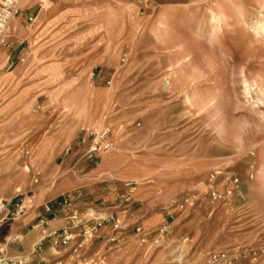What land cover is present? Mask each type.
<instances>
[{
    "label": "rangeland",
    "instance_id": "1",
    "mask_svg": "<svg viewBox=\"0 0 264 264\" xmlns=\"http://www.w3.org/2000/svg\"><path fill=\"white\" fill-rule=\"evenodd\" d=\"M51 1L56 10L67 0ZM83 1L97 6L95 12L76 24L53 25L49 40L37 46L51 50L37 74L34 45L20 51L7 40L3 49L0 199L11 208L20 197L35 200V188L50 180L43 186L48 191L68 188L51 201L54 209L62 195L74 193L72 204L92 202L86 213L92 221L114 213L122 229L103 225L74 264H203L211 252L226 253L230 264H264V218L258 216L264 212V170H258L264 162V0ZM22 3L12 20L30 10ZM218 10L226 22L211 41ZM167 13L168 35L157 29ZM233 29L244 36L239 56L221 51ZM172 62L175 75L168 77ZM17 66L29 76L10 89L3 72ZM83 126H109L113 148L87 152ZM234 176L238 189L212 203L210 189L226 194ZM255 182L256 239L254 227L238 224L249 214ZM184 197L195 204L179 211ZM164 224L168 231L158 244L153 234L140 242L137 226L154 231ZM244 235L253 238L241 243Z\"/></svg>",
    "mask_w": 264,
    "mask_h": 264
},
{
    "label": "crops",
    "instance_id": "2",
    "mask_svg": "<svg viewBox=\"0 0 264 264\" xmlns=\"http://www.w3.org/2000/svg\"><path fill=\"white\" fill-rule=\"evenodd\" d=\"M46 1V0H45ZM100 0H90L91 3H96ZM65 2V1H64ZM74 2V3H73ZM67 0L64 6H60L56 10L57 5L54 2L48 0H25L22 3V7L30 9L29 11L21 12L20 17H16L14 21L15 29L7 38L13 44L18 46L17 48L21 51L24 49L25 44L34 45L36 48L35 61L31 66H34L33 70H36V74L40 72L42 67L41 62H47L50 57L51 50L41 48L37 46L41 42L49 40V34L53 25L57 23H63L69 20L70 23H78L83 20L86 14L95 12L94 6L86 7L83 0H79L77 3L75 0ZM76 2V3H75ZM58 4V3H56ZM23 10V9H22ZM24 14V17L22 16ZM30 19L29 25L24 26L23 20ZM15 19V17H14ZM3 61L0 63V70L3 69L6 62L7 53L3 52ZM37 63V64H36ZM41 63V64H40ZM49 65H47L48 67ZM39 68V69H36ZM46 68V67H45ZM28 70L20 66L13 67L7 72H3L4 80L8 81V88H14L24 82L29 74ZM36 76V75H35ZM69 148V147H68ZM67 148V150H68ZM52 176V175H51ZM47 176L46 178H48ZM50 179V178H49ZM48 181H42V184L37 186L35 189V200L33 205L30 206L26 213L12 221L9 219L0 222V245H4L5 253L9 256H23L26 258V264H41L43 262L59 263V264H74V256L79 253L81 248L74 251L75 243L78 242L81 230L89 223L92 222L88 210L94 209V207H88L92 205L90 200H80L74 202L68 209H57L52 208L51 212H46L43 208V204L51 203L55 198L64 193L65 189L58 190H46L44 186ZM47 185V184H46ZM255 191V197L250 196L248 199V210L249 214L242 215L239 219V225L254 227L251 231L255 233V239L257 237V183L252 184L250 191ZM73 190V189H72ZM108 199V197H104ZM27 200V198H26ZM87 207V208H86ZM85 209V210H84ZM72 212H76L78 215L77 220H71L69 216ZM96 212V211H94ZM88 215V216H86ZM264 218V212L258 215ZM238 219V220H239ZM249 222V223H247ZM68 229L71 231L75 238L66 246H54L52 245L49 238L44 239L41 250L36 249L37 243L41 238L45 237L47 233L54 230ZM252 234V233H250ZM253 238V235L240 237L241 243ZM11 239V240H10ZM117 239V238H116ZM114 242V241H113ZM147 245L143 246L145 252L149 249Z\"/></svg>",
    "mask_w": 264,
    "mask_h": 264
},
{
    "label": "built area",
    "instance_id": "3",
    "mask_svg": "<svg viewBox=\"0 0 264 264\" xmlns=\"http://www.w3.org/2000/svg\"><path fill=\"white\" fill-rule=\"evenodd\" d=\"M22 1L23 0H0V59L2 58L3 49L10 46L9 42L7 41L9 25L12 18H14V16L19 13ZM110 135L111 129L109 126L100 127L99 130L94 127L83 126L81 128L80 141L87 146V152H91L92 154L103 153L113 148V142L110 138ZM238 182L239 181L237 177H231L229 182L230 187L226 194H220L217 190L210 189V201L212 203H215L218 201H222L225 197H230L233 191L238 189ZM27 197H29V200H26L22 197L18 198V200L13 204L12 208L10 207V201L0 199V222L5 220L7 216H10V219L12 220L22 217L34 202L33 195H29ZM75 197L76 195L74 193H66L56 201V205L60 209H68L72 205ZM194 204L195 201H193V197H184L179 202V204H177V209L179 211H182L190 207L192 208ZM43 208L46 212H51L53 207L50 203H46L43 205ZM167 216L169 218H172L173 213L168 211ZM69 218L71 220H77L78 215L76 212H72ZM90 218H92V216ZM107 223L111 224L114 231L122 229V226H120L119 223V219L114 213L108 212L104 215H97L91 223L87 224L81 230L79 235L80 240L75 243L74 251H76L78 248H81L83 244L90 241L94 236H96L99 229ZM168 226V224L161 225L154 231L144 229L141 226H137L135 229L142 244L147 243L150 234H153V243L158 244L163 239L165 233L168 231ZM46 238H49L52 245L54 246H66L75 238V236L68 229L51 231L47 233L45 237L41 238L37 243L36 249L38 251L42 249L43 241ZM115 240L116 238L114 235L109 238V241ZM230 260L231 259L229 255L224 252H211L206 255L203 264H230ZM0 264H26V258L23 256H8L5 253L4 248L0 247ZM41 264L59 263L43 262ZM92 264H104V262L96 261Z\"/></svg>",
    "mask_w": 264,
    "mask_h": 264
},
{
    "label": "bare ground",
    "instance_id": "4",
    "mask_svg": "<svg viewBox=\"0 0 264 264\" xmlns=\"http://www.w3.org/2000/svg\"><path fill=\"white\" fill-rule=\"evenodd\" d=\"M212 11V10H211ZM219 12V13H218ZM218 12H215V14L216 15H218L217 16V18L219 19V21H217V23H215L213 26H212V28H211V31L210 32H208L209 33V40H211V41H213L215 38H217V37H221L222 36V33H221V35H219L220 34V30H219V27H220V24L222 23V24H225V22H226V16H225V14L222 12V11H219L218 10ZM211 13H213V11L211 12ZM172 14L171 13H167V14H164V15H161L159 18H158V20H157V29H159L160 27H163V30H164V32H166V35H168V34H170L169 32H170V22H169V17L171 16ZM14 21L15 20H12L11 21V23H10V26H9V33H8V37H9V35L11 34V32H13V29H15V26H14ZM227 35H228V37H227ZM226 35V37L227 38H229L230 39V42H227L228 44H227V47H225V48H221V51L223 52V53H227L228 51L230 52V53H232L234 50H236V53L235 54H238V56H239V49H240V46H241V43H243V38H244V36L240 33V29H233L230 33H228ZM170 39H171V41H172V43L170 44L171 46H175V45H178V43H179V38L178 37H176L175 35H173L172 37H170ZM189 42H188V44L186 45V47H188V48H192L193 46H194V42H193V40L192 39H189L188 40ZM180 46V45H179ZM152 47H153V45H152ZM176 47V46H175ZM254 47V46H253ZM154 48H156V46H154ZM157 49H158V47H157ZM255 49V48H254ZM254 50H252L251 48L249 49V50H247V52H248V55H250L252 52H253ZM257 51H259V49H257ZM246 52V51H245ZM246 52V53H247ZM187 56V55H186ZM186 56H184V57H186ZM245 56L244 55H242L241 57H240V59H243ZM171 59V58H170ZM185 59V58H184ZM190 60V59H189ZM188 60V61H189ZM173 61V60H172ZM177 62V61H176ZM175 62V63H176ZM170 67H174V62H172V64H171V66ZM168 72H167V76L168 77H170V76H174L175 74H174V68H173V70H171V72L169 73V71L170 70H167ZM220 75H221V73H220ZM261 82V81H260ZM165 84L166 85H168L169 84V80L168 79H166L165 80ZM260 85V84H259ZM217 150H219V151H221V149L220 148H218ZM42 169V168H41ZM24 170H25V172H27V173H30V170H31V168H30V166H25L24 167ZM258 170L259 171H262V170H264V162H262V163H260V166L258 167ZM3 171V170H2ZM35 171V170H34ZM256 171H257V167H256ZM14 172V171H13ZM10 173V172H9ZM38 173H40V171H38ZM9 175V174H8ZM26 177H28V176H26ZM64 177V176H63ZM62 177V178H63ZM37 178V177H36ZM60 181V180H59ZM34 182H37V180L35 179L34 180ZM1 183V182H0ZM254 183V182H253ZM256 183V182H255ZM40 184V183H39ZM33 185V184H32ZM36 189V188H35ZM27 200H29V197H27Z\"/></svg>",
    "mask_w": 264,
    "mask_h": 264
}]
</instances>
